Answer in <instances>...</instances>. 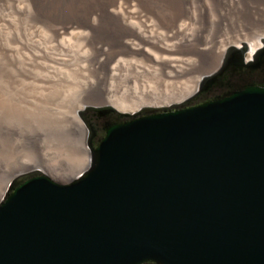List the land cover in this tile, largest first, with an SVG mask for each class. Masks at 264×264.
Masks as SVG:
<instances>
[{
    "label": "water",
    "instance_id": "water-1",
    "mask_svg": "<svg viewBox=\"0 0 264 264\" xmlns=\"http://www.w3.org/2000/svg\"><path fill=\"white\" fill-rule=\"evenodd\" d=\"M259 38L247 63V43L229 47L183 102L80 110L86 168L66 183L35 167L11 177L0 264H264V86L228 75L260 67ZM215 86L228 90L179 107ZM89 110L115 114L94 145Z\"/></svg>",
    "mask_w": 264,
    "mask_h": 264
},
{
    "label": "bare ground",
    "instance_id": "bare-ground-1",
    "mask_svg": "<svg viewBox=\"0 0 264 264\" xmlns=\"http://www.w3.org/2000/svg\"><path fill=\"white\" fill-rule=\"evenodd\" d=\"M24 16L29 18V28L28 20L27 28L19 27ZM231 16L264 30V0H0V37L7 31L13 43L5 45L1 39L0 50L25 71L41 70L43 87L62 81L61 72L78 60L83 82L71 116L76 121L75 134L84 145L85 127L77 115L90 103L128 112L174 104L194 93L201 78L220 66L229 47L247 43L245 62H249L264 35L256 33L257 37L249 39V34L231 31ZM75 41L91 53L84 54L80 45L75 50ZM80 50L83 53L76 52ZM130 57H142L146 64ZM122 78L146 82L141 91L146 100L119 102L112 82ZM131 94L139 97L140 91ZM84 151L86 163L77 173L89 161L88 149ZM29 169L26 166L22 171Z\"/></svg>",
    "mask_w": 264,
    "mask_h": 264
},
{
    "label": "rangeland",
    "instance_id": "rangeland-1",
    "mask_svg": "<svg viewBox=\"0 0 264 264\" xmlns=\"http://www.w3.org/2000/svg\"><path fill=\"white\" fill-rule=\"evenodd\" d=\"M27 18L28 16H24L19 20V27H26L29 21ZM233 18V16L230 17L231 31L249 34L247 37L249 39L257 37V34L263 33L262 35H264V30L259 29L258 26L254 25L253 28L245 22L241 23L239 18ZM28 23L27 27L29 28L30 21ZM43 30L42 33L45 34L46 31ZM8 36L9 32L7 31L1 34L0 40L2 39L1 41L5 42V45H9L11 42ZM45 41L43 39V43L49 48ZM75 42V50H79L81 45L79 41ZM82 47L80 48L82 51L84 48H88L84 46L82 49ZM81 50L76 52H85ZM89 50L88 54L91 53ZM87 53L84 54L87 55ZM19 54L18 57L22 59L23 54L21 53V56ZM125 58L129 59V57ZM134 59L146 64V60L142 57H130V60L134 61ZM10 60V56L0 50V199L4 195L11 177L18 171L21 172L26 166L39 168L53 180L66 183L76 176L80 167L85 166L86 154L84 150L88 148L86 127L84 126L85 136L84 145H82L81 139L75 134L76 121L71 116L80 100V86L83 82V74L79 73L76 65L78 60L74 59L72 66L61 72L64 77L63 80L61 79V83L58 81L50 86L47 85V87H43V83H40L41 70L34 69L28 72L22 68L21 63L15 65ZM205 63L209 68L210 60ZM234 76L237 83L241 84L240 78L243 77L238 74H234ZM131 79H124L125 81L123 78L120 79V82L124 81L125 83L122 82L115 90V85L117 86L120 82L117 79L116 83L112 82V93L119 95V102L125 101L132 104L146 100L141 94V91L146 89V82L137 78H135L136 80ZM135 90L140 91L139 97L132 96L131 93ZM89 105L104 106L105 104L92 102ZM77 118L83 124L79 114ZM100 121L102 120L98 122Z\"/></svg>",
    "mask_w": 264,
    "mask_h": 264
},
{
    "label": "flooded vegetation",
    "instance_id": "flooded-vegetation-1",
    "mask_svg": "<svg viewBox=\"0 0 264 264\" xmlns=\"http://www.w3.org/2000/svg\"><path fill=\"white\" fill-rule=\"evenodd\" d=\"M248 61H246L247 63ZM242 72L244 71H248L247 73H252V76L251 78L249 77L248 80H245V81H242L241 82V85H244V84H247V83H253V84H256V85H260V86H264V61L261 63L260 67H258L257 69L255 70H251L249 68H242L241 69ZM255 75H258V76H254ZM215 92H213V88L212 89H209V90H206V91H202L200 92L199 94L197 95H194L192 97V99L190 101H186L184 103H182L181 105H179V107L181 106H189V105H196V104H199L201 102H204V101H207V100H210L212 98H214L216 95H220V94H223L225 93L228 88H225V87H222V86H218L217 88H215ZM174 107H170L169 109H173ZM147 114V113H145ZM85 116L87 118V120L93 125L94 127V131H95V134L94 136L92 137V144L94 145L98 138L100 136H102V130L100 129V125L97 124V121L99 120H107L109 117L111 118H115V114L113 113H109L108 114V117L105 116L106 118L104 117H101L99 116L95 111H92V110H89L85 113ZM121 120V119H119Z\"/></svg>",
    "mask_w": 264,
    "mask_h": 264
},
{
    "label": "trees",
    "instance_id": "trees-1",
    "mask_svg": "<svg viewBox=\"0 0 264 264\" xmlns=\"http://www.w3.org/2000/svg\"><path fill=\"white\" fill-rule=\"evenodd\" d=\"M248 71H244V72H242V71H237V72H233L232 73V71H230V72H228V75H230V74H237V73H242L243 75H247L248 73H247ZM240 76V75H239ZM242 76V75H241ZM218 86H215V87H213V92L212 93H214L216 90H215V88H217Z\"/></svg>",
    "mask_w": 264,
    "mask_h": 264
}]
</instances>
